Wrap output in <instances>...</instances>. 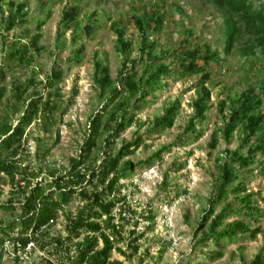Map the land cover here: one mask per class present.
<instances>
[{"label": "rangeland", "instance_id": "374dc122", "mask_svg": "<svg viewBox=\"0 0 264 264\" xmlns=\"http://www.w3.org/2000/svg\"><path fill=\"white\" fill-rule=\"evenodd\" d=\"M14 1L26 3V21L6 33L2 29L1 19L3 11V16H6V7L0 5V34L3 36L6 35L11 41L20 40L22 44H27L35 34L38 22L44 19L46 21L38 31L41 34L38 45L42 50L38 55H33L29 65L9 62L5 58L8 47L3 45L0 38V69L6 72L4 79L0 80V87L5 89V96L0 100V119L6 118L15 123L24 110L21 101L14 98L15 85H24L29 79H33L35 84L27 87L25 96H31L37 91L43 102L48 94L51 95V100L56 104L53 121L47 124L46 131L41 119L35 120L26 130L24 141L28 154L24 155L22 161L23 167L30 165L31 169L39 171L35 179H41L44 183L51 181L53 173L64 172L69 161L77 158L79 147L86 136L88 118L102 104L103 100L94 82V60L108 66L113 80L117 77L120 56L114 48L115 35L110 31L111 22L121 20L125 36L133 41L130 58L136 57L139 38L129 19L134 16H150L153 12H158L164 20L161 28L150 39H156L158 50L167 52V58L163 60L165 63L171 60L170 54L174 51L189 50L195 46L208 45L218 53L220 63L209 66L211 81L206 84L214 107L207 112L202 127L196 126L201 131L196 140L192 139L194 134L184 132L192 116L190 104L196 98L198 90L195 87L198 76L193 75L178 81H165L153 98L137 111L141 125L131 126L114 141L113 149L116 152L120 145L142 136L137 151L125 159L133 164L147 159L164 146H169V149L162 153L160 162L156 161L150 167L138 166L132 174L120 181L126 202L114 210L116 217L122 214L124 218L122 221L117 219L116 222L124 226V237L128 236L129 230L136 228L135 236L140 237V249L129 260L113 251L111 260H119L123 264H242L252 260L264 246V156L261 154L256 156L248 169L241 171L239 180L246 185V194H254L252 199L261 210L258 225L262 232L252 240L245 238L225 243L223 256L214 261L205 258L207 252L215 250L213 244L210 243L205 248L195 243L201 236L196 231L198 222L207 209L208 199L215 194L218 186L224 152L238 147L236 138L226 143L219 134L216 147L209 148L211 135L221 126L216 104L226 96L239 94L247 84L244 60L235 50H231L229 54L224 52L220 10L208 0ZM250 1L254 7L264 6V0ZM74 5L81 8L77 29L60 33L62 11ZM90 16L95 30L87 37L83 26ZM80 46L83 47V53L76 56L75 50ZM261 62H264V57ZM52 69L61 71L62 80L57 86L48 87L45 80ZM175 101H179V109L172 128L148 133L153 119L162 115L163 109ZM113 107L112 105L110 109ZM182 141H185L184 146L181 145ZM101 142L100 139L98 148L89 154L87 163H99L100 156H105ZM9 198L16 200L18 197L3 180L0 182V203H5ZM82 205L74 197L64 206L58 212L55 222L44 229L45 236L34 241V248L26 256L17 257L11 247L6 245L0 264H63L61 255L47 242L52 237L64 238L67 235L65 215L74 214ZM124 205L128 208L123 209ZM147 207H151L155 215V222L152 224L143 219V212ZM218 210L219 206L216 207V211ZM12 217L4 211L0 212L3 226ZM237 218L238 216H230L226 223ZM146 226L152 227L148 229ZM41 244L47 245L43 249ZM115 247L126 249L125 243H119Z\"/></svg>", "mask_w": 264, "mask_h": 264}, {"label": "trees", "instance_id": "16d2710c", "mask_svg": "<svg viewBox=\"0 0 264 264\" xmlns=\"http://www.w3.org/2000/svg\"><path fill=\"white\" fill-rule=\"evenodd\" d=\"M208 1L222 15L224 52L229 54L235 50L244 60L247 82L239 94L226 96L217 102L216 110L221 126L213 132L208 144L210 149H214L219 134L226 143L234 138L238 140L237 148L224 152L216 192L208 199L207 209L196 228L201 236L195 243L205 248L213 244L215 250L207 252L205 258L214 261L223 256L225 243L245 238L252 240L262 232L258 225L261 210L252 199L254 194H246V185L239 180V175L254 163L258 154L264 156V62H261L264 57V6L254 7L250 0ZM0 5L6 7V16H3L4 11L1 14L2 29L6 33L26 21L25 2L0 0ZM80 14L81 8L78 5L65 8L60 19V33L76 30ZM163 20L158 12L129 19L139 38L134 58H130L133 41L125 36L122 21L111 22L110 31L115 35L114 48L120 56L117 77L113 80L108 66L94 60V82L103 100L102 104L88 118L86 136L79 147L77 158L69 161L64 172L53 173L50 182L36 180L39 171L31 169L30 165L23 167L22 161L24 155L28 154L24 141L26 130L35 120L41 119L46 131L47 124L53 121L56 104L50 94L43 102L37 91L31 96H25L27 87L35 84L33 79L13 87L14 98L21 101L24 110L15 123L6 118L0 119V182L6 181L18 198H9L5 203H0V212L13 216L4 226L0 222V263L6 245L19 257L30 241L45 236L46 226L55 222L58 212L74 197L83 205L74 214L65 215L67 235L64 238L52 237L47 242L61 255L63 264H123L119 260H111L113 251L127 260L138 254L140 237L135 236L136 228L129 230L128 236L124 237V226L116 222L124 218L122 214L116 217L114 210L126 202L120 181L132 174L138 166L150 167L156 161L160 162L162 153L168 151L169 146L133 164L125 159L137 151L142 136L120 145L116 152L113 149L114 141L131 126L141 125L137 111L153 98L165 81H178L193 75L198 76L195 86L198 90L190 104L192 116L184 132L194 134L192 139L196 140L201 132L196 126L202 127L207 112L214 107L210 102V89L206 86L211 81L208 68L211 64L220 63L218 53L208 45L174 51L170 54L171 60L165 63L163 60L167 58V52L158 50L156 39H150L161 28ZM45 21L38 22L35 34L27 44H22L20 40L11 41L6 35L0 34L3 45L8 47L5 58L9 62L29 65L33 55L39 54L42 48L38 45L41 38L38 31ZM92 21L90 16L83 26L87 37L95 30ZM82 53V46L75 50L76 56ZM5 73L0 69V80L4 79ZM61 80V71L52 69L45 84L53 87ZM4 96L5 89L0 87V100ZM112 105L114 107L110 109ZM178 109L179 101L168 104L162 115L155 117L149 124L147 132L158 133L172 128ZM100 139L105 156H100L99 163H87L89 154L98 148ZM181 145L184 146L185 141ZM218 206L219 210L216 211ZM126 208L124 205L123 209ZM143 213L147 223L155 222L151 207H147ZM233 215L238 218L226 223ZM146 228L150 229L149 226ZM119 243H125L126 249L115 247ZM47 244H41L40 247L44 249ZM242 264H264V246L252 260Z\"/></svg>", "mask_w": 264, "mask_h": 264}, {"label": "built area", "instance_id": "2783aa9c", "mask_svg": "<svg viewBox=\"0 0 264 264\" xmlns=\"http://www.w3.org/2000/svg\"><path fill=\"white\" fill-rule=\"evenodd\" d=\"M22 183H20L21 185ZM35 241V240H34ZM34 241H30L25 248V251L22 252L20 255H27L28 253H30V251L34 248Z\"/></svg>", "mask_w": 264, "mask_h": 264}]
</instances>
